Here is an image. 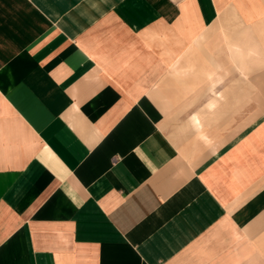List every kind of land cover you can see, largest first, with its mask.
Returning <instances> with one entry per match:
<instances>
[{
  "label": "crops",
  "instance_id": "1",
  "mask_svg": "<svg viewBox=\"0 0 264 264\" xmlns=\"http://www.w3.org/2000/svg\"><path fill=\"white\" fill-rule=\"evenodd\" d=\"M0 264H264V0H0Z\"/></svg>",
  "mask_w": 264,
  "mask_h": 264
}]
</instances>
